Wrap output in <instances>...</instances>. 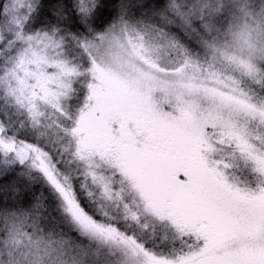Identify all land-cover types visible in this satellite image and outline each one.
Returning <instances> with one entry per match:
<instances>
[{
    "label": "snow or ice",
    "instance_id": "obj_1",
    "mask_svg": "<svg viewBox=\"0 0 264 264\" xmlns=\"http://www.w3.org/2000/svg\"><path fill=\"white\" fill-rule=\"evenodd\" d=\"M0 264H264V0H0Z\"/></svg>",
    "mask_w": 264,
    "mask_h": 264
}]
</instances>
